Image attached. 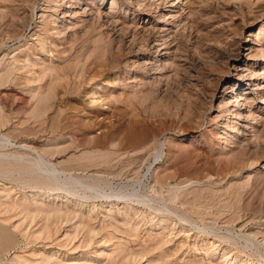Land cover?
Listing matches in <instances>:
<instances>
[{
    "label": "rangeland",
    "instance_id": "1",
    "mask_svg": "<svg viewBox=\"0 0 264 264\" xmlns=\"http://www.w3.org/2000/svg\"><path fill=\"white\" fill-rule=\"evenodd\" d=\"M0 264H264V0H0Z\"/></svg>",
    "mask_w": 264,
    "mask_h": 264
}]
</instances>
